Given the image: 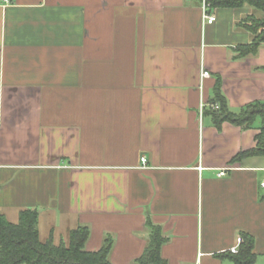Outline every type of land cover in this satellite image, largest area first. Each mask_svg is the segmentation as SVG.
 <instances>
[{
    "label": "crops",
    "instance_id": "0c3cea01",
    "mask_svg": "<svg viewBox=\"0 0 264 264\" xmlns=\"http://www.w3.org/2000/svg\"><path fill=\"white\" fill-rule=\"evenodd\" d=\"M0 0V213L37 212L41 242L89 230L110 264H136L148 223L167 264H232L239 233L264 255V156L249 129L216 125L264 101V42L252 11L197 0ZM203 71L209 76L201 78ZM258 124H257V123ZM145 159V163L141 159ZM223 171L224 176L218 174ZM258 260V257H257ZM257 263V262H256Z\"/></svg>",
    "mask_w": 264,
    "mask_h": 264
},
{
    "label": "trees",
    "instance_id": "16d2710c",
    "mask_svg": "<svg viewBox=\"0 0 264 264\" xmlns=\"http://www.w3.org/2000/svg\"><path fill=\"white\" fill-rule=\"evenodd\" d=\"M201 3V0H197ZM209 10L249 8L251 13L244 16L239 27L247 31L252 40L239 46V56L255 54L264 42V0H206ZM214 97L211 101L218 105L217 110L208 111L214 123H231L241 129H249L259 120V133L255 136V146L237 154L233 161L243 158L264 156V101L250 103L239 113H231L226 100L220 93V82L216 81ZM149 241L136 264H167L161 257L165 243L158 226L148 223ZM89 237L87 227L79 226L68 233L67 240L55 244L52 238L41 242L37 231V212L23 210L17 223H10L0 213V264H110L108 260L111 241L105 240L101 248L94 252L85 249ZM241 240L237 254H227L232 264H256L258 255L254 251V238L244 232L239 233Z\"/></svg>",
    "mask_w": 264,
    "mask_h": 264
},
{
    "label": "built area",
    "instance_id": "2783aa9c",
    "mask_svg": "<svg viewBox=\"0 0 264 264\" xmlns=\"http://www.w3.org/2000/svg\"><path fill=\"white\" fill-rule=\"evenodd\" d=\"M5 3H8L7 0H5ZM201 6H202V8H203V20H204L207 24H211V23H213V22L215 21V17L212 16L210 13H208V12H209V7H208V4L206 3V0H201ZM208 76H209V74H208V72H206V71H203L202 74H201V78H205V77H208ZM211 108H212L213 110H217V109H218V105H217V104H213V105H211ZM141 162H142V163H145V159L142 158V159H141ZM218 176H219V177L224 176V172L221 171V172L218 174ZM261 186L264 188V182L261 184ZM240 242H241V240H240V238H238V239H237V245L229 250V252H230L231 254H237V253H238V248H239V244H240Z\"/></svg>",
    "mask_w": 264,
    "mask_h": 264
},
{
    "label": "rangeland",
    "instance_id": "374dc122",
    "mask_svg": "<svg viewBox=\"0 0 264 264\" xmlns=\"http://www.w3.org/2000/svg\"><path fill=\"white\" fill-rule=\"evenodd\" d=\"M257 123V122H256ZM258 124V123H257ZM256 264H264V255L258 256V260Z\"/></svg>",
    "mask_w": 264,
    "mask_h": 264
}]
</instances>
